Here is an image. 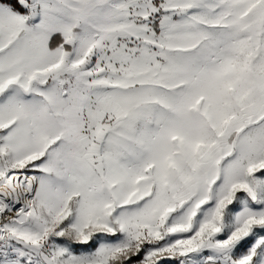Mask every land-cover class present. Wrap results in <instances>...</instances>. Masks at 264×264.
Instances as JSON below:
<instances>
[{
	"label": "snow or ice",
	"instance_id": "6c2138e0",
	"mask_svg": "<svg viewBox=\"0 0 264 264\" xmlns=\"http://www.w3.org/2000/svg\"><path fill=\"white\" fill-rule=\"evenodd\" d=\"M0 264H264V0H0Z\"/></svg>",
	"mask_w": 264,
	"mask_h": 264
}]
</instances>
